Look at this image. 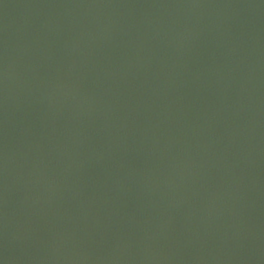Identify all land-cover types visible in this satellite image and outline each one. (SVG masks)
<instances>
[{
    "label": "water",
    "instance_id": "water-1",
    "mask_svg": "<svg viewBox=\"0 0 264 264\" xmlns=\"http://www.w3.org/2000/svg\"><path fill=\"white\" fill-rule=\"evenodd\" d=\"M0 264H264V0H0Z\"/></svg>",
    "mask_w": 264,
    "mask_h": 264
}]
</instances>
